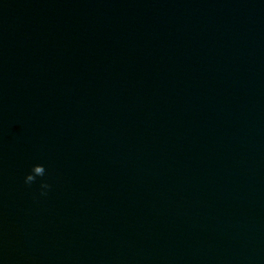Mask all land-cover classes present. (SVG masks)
Masks as SVG:
<instances>
[{"label": "water", "instance_id": "water-1", "mask_svg": "<svg viewBox=\"0 0 264 264\" xmlns=\"http://www.w3.org/2000/svg\"><path fill=\"white\" fill-rule=\"evenodd\" d=\"M0 264H264V0H0Z\"/></svg>", "mask_w": 264, "mask_h": 264}, {"label": "clouds", "instance_id": "clouds-1", "mask_svg": "<svg viewBox=\"0 0 264 264\" xmlns=\"http://www.w3.org/2000/svg\"><path fill=\"white\" fill-rule=\"evenodd\" d=\"M45 174V168L42 164H35L32 167V171L25 176V183L31 184L33 181H35L37 176H43ZM50 185L46 182L41 183V189H47ZM45 194V193H42Z\"/></svg>", "mask_w": 264, "mask_h": 264}]
</instances>
